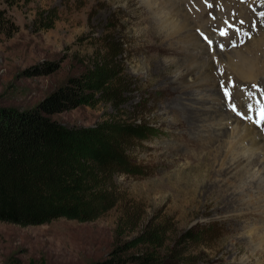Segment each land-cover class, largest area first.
Instances as JSON below:
<instances>
[{
    "label": "rangeland",
    "instance_id": "374dc122",
    "mask_svg": "<svg viewBox=\"0 0 264 264\" xmlns=\"http://www.w3.org/2000/svg\"><path fill=\"white\" fill-rule=\"evenodd\" d=\"M203 2L204 17L196 16L195 23H204L214 36L227 27L226 21L252 27L254 6L249 4L254 0ZM2 8L12 29H18L0 34V107L33 108L70 76L89 74L93 88L88 102L51 118L67 126L108 131L109 136L94 146L97 166L92 177L111 182L112 187L106 184L105 192L97 182L100 194L91 218L60 217L30 226L0 221V264H88L127 241L175 253L182 259L176 264H256L260 257L248 258L247 242L232 245L238 234L228 228L225 215L209 219L218 203L206 199L200 186L212 178L208 157L187 162L189 153L199 152L198 145L182 147L189 127L178 126L164 111V105L170 106L182 94L164 83L172 81L174 67L156 69L171 55L170 50L159 52L163 36L155 32L158 11L141 0H5ZM257 8L264 13V2ZM235 48L229 51L239 54ZM214 49L220 51V60H226L220 55L225 50L216 44ZM253 49L258 52L256 45ZM231 56V62H238ZM47 62H56L59 68L45 75L27 72ZM219 65L211 71L219 70ZM259 67L263 70L261 63ZM218 88L225 98L227 87ZM179 144L184 151L175 149ZM254 217L250 214L237 224L255 222ZM234 249L238 254L233 259Z\"/></svg>",
    "mask_w": 264,
    "mask_h": 264
},
{
    "label": "bare ground",
    "instance_id": "6f19581e",
    "mask_svg": "<svg viewBox=\"0 0 264 264\" xmlns=\"http://www.w3.org/2000/svg\"><path fill=\"white\" fill-rule=\"evenodd\" d=\"M141 2L146 7L158 11L156 14L159 23L155 24L158 26L155 32L158 36H163L159 52L171 51L169 57L157 63L156 69L161 72L174 67L172 81L164 83L182 94L175 97L171 107L164 105V111L170 113L178 126L187 124L189 127L183 133L189 137L180 141L181 146L186 148V145L192 143L198 145L199 152L189 151L192 153L186 155L187 162L207 157L210 162L212 178L209 183L202 182L200 185L204 188L203 194L206 199L214 198L218 203L209 219L218 220L225 215L228 228L238 234L232 245L247 242L250 245L248 258L259 256L256 264H264V258L261 259L264 255V130L244 121L233 110L231 103L224 106L225 98L221 95L222 89L218 88V85L227 87L234 92V96L241 97L244 95L241 91L242 85L236 78L241 82H247L246 85L264 82L262 51L264 28L259 30L260 33L252 35L246 43L238 45L239 48L236 46L239 54L228 49L220 53L228 61L220 60V51L217 49L211 53L209 48L211 44L214 46L216 44L213 31H208L204 23L201 25L198 23L199 26L195 23L196 16L200 19L204 17L203 12L206 8L203 0H141ZM197 7L200 10L195 11ZM190 9L192 12H189ZM254 45L258 47V52H262L261 56L253 49ZM232 54L239 58L238 62L235 63L234 60L231 62ZM206 55H209L208 59ZM260 63L263 70L259 67ZM217 64H220L219 70L215 69L213 73L211 69L214 66L217 68ZM218 78L220 81H217ZM231 82H234L236 87H233ZM185 93L188 96H184ZM228 105L230 109L227 110ZM194 106L210 109L209 112L199 111V108L194 110ZM177 111L180 114L184 113L186 117L182 118ZM181 146L179 144L175 149L184 151ZM250 214L255 216V222L243 220L241 225L237 224L238 220ZM232 251L234 259L238 250Z\"/></svg>",
    "mask_w": 264,
    "mask_h": 264
},
{
    "label": "trees",
    "instance_id": "16d2710c",
    "mask_svg": "<svg viewBox=\"0 0 264 264\" xmlns=\"http://www.w3.org/2000/svg\"><path fill=\"white\" fill-rule=\"evenodd\" d=\"M4 1L0 0V34L11 35L18 27L12 29L2 8ZM58 68L56 62H47L27 72L45 75ZM92 88V77L82 72L70 76L33 108L0 107L1 222L30 226L95 214L94 199L100 194L97 182L105 192L106 184L112 187L111 182L92 177L97 166L94 146L109 136L108 131L99 126H67L51 118L88 102ZM150 244H117L104 259L88 264H176L182 260Z\"/></svg>",
    "mask_w": 264,
    "mask_h": 264
},
{
    "label": "snow or ice",
    "instance_id": "6c2138e0",
    "mask_svg": "<svg viewBox=\"0 0 264 264\" xmlns=\"http://www.w3.org/2000/svg\"><path fill=\"white\" fill-rule=\"evenodd\" d=\"M205 3H207V0H205ZM208 6L211 7L210 4ZM261 15L264 16V13H261ZM225 23H226L227 27H225L223 30H221V35L227 36L229 34V32H228L229 28H232L238 34L241 32V29L239 27H237L236 25L230 24L227 21ZM240 23L242 24L244 22L241 21ZM245 35H248V37L250 38V33H245ZM209 43H211V41H209ZM231 83H232V86L235 87V83L234 82H231ZM253 87H258V86L254 85ZM260 91H261V95L264 96V89H260ZM224 93H225V96L229 99V103H231L232 102L231 101V97H232L231 90L224 88ZM253 95L254 94L251 92L248 93V96L250 99L252 98ZM256 104L259 105L258 110L255 109L252 104L248 105V110L249 111H257V116H256L254 122L259 124V125H264V100L258 99V100H256ZM232 106H233L234 111H238L235 104H233ZM238 114L242 115V113H240L239 111H238ZM247 118L253 119L252 117H247Z\"/></svg>",
    "mask_w": 264,
    "mask_h": 264
}]
</instances>
